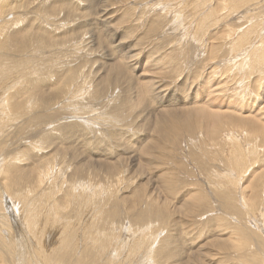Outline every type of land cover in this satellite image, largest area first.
Masks as SVG:
<instances>
[{"label": "bare ground", "instance_id": "6f19581e", "mask_svg": "<svg viewBox=\"0 0 264 264\" xmlns=\"http://www.w3.org/2000/svg\"><path fill=\"white\" fill-rule=\"evenodd\" d=\"M98 2L90 13L89 0L0 1V264H264V175L250 193L223 184L238 185L246 164L264 156V124L249 114L259 91L250 79L257 89L264 79V0H196L202 18L187 58L201 72L191 75L186 61L173 81L183 88L172 91L160 80L141 85L154 59L116 43L104 24L109 6ZM147 5L171 17L164 0ZM218 26L222 35L209 32ZM70 28L73 39L59 32ZM165 36L162 48L172 49L175 36ZM196 76L202 81L184 86ZM180 106L213 130L179 142L178 124L158 127L164 109ZM138 117L145 135L130 128ZM162 136L199 182L196 210L172 197L178 181L163 174ZM216 152L227 168L207 164ZM193 224L196 232L185 230ZM200 235L218 251L203 256L204 246L192 245Z\"/></svg>", "mask_w": 264, "mask_h": 264}, {"label": "rangeland", "instance_id": "374dc122", "mask_svg": "<svg viewBox=\"0 0 264 264\" xmlns=\"http://www.w3.org/2000/svg\"><path fill=\"white\" fill-rule=\"evenodd\" d=\"M95 1H97V2H95ZM104 1L107 4V6H109V8H108L109 11L107 13V16H105L108 18L105 19L106 21L104 24L106 26L112 28L114 31H116V33H118L120 35L117 38L116 43L118 41L123 40V42H125L124 44H122L123 47L125 45L128 47V48H125L126 52H131L132 54H134V53H137V51L139 50L140 52H144L145 54L150 55L151 56L150 60L154 59L153 63H151V65H149L146 68V73L144 74V76L140 79L141 85L144 87V84H143L144 82H146L148 79H154V80H160L161 83L170 86L171 91L174 88H178V87L183 88L182 85H180V86L175 85L173 81L175 79L176 72L181 71V67L186 63V61L187 62L189 61L187 56L190 52V49L193 46V43L190 42L191 35H193V33H194L193 27L196 25L198 20H200L202 18V12H201V9L197 7L196 0H169V1L164 0V2L169 4L168 5L169 7L165 8V9H167L171 15V17L169 16L167 20H164L162 18V16L159 17V14H161V12H158V10L156 11V13L154 12L153 14L150 12L151 13V15H150V13H149L150 9H149V7H147V6H149L147 4H149L150 0H142V1L141 0H139V1L133 0V3H132V0H104ZM140 1L143 3L144 6L142 5V3ZM154 1H156V0H153V2ZM170 1H174V3L170 2ZM89 2L92 3L95 7L93 5H91V8H90L91 10L87 9V12L95 13V11H96V13H99L98 9L100 8V4H101V3H99L100 1L98 2V0H89ZM129 2L131 5L129 4ZM138 2H140V4H137ZM133 5L135 6V9L133 7V10H131ZM96 6H97V8H96ZM260 6H262V7H260ZM260 6L258 7V11H260V13L258 11H256V13L258 12V16H260L257 18V22L259 20V23L262 24V22H264V9H263L264 3H261ZM138 7H140V8L138 9ZM259 8H261V9H259ZM76 11L77 10L73 9V11H72L73 14ZM147 12L149 13V15ZM196 14L197 15L199 14V15L197 16ZM84 15L86 16L85 12H84ZM97 17H99V14L97 15ZM173 17L175 19H173ZM104 18H102V20ZM261 20H262V22H261ZM80 22L84 23L85 20H80ZM168 22L170 23L169 25H167ZM134 23H135V25H134ZM137 23H139V24H137ZM259 23H258V25L262 29H264V27H262L264 25V23L262 25H260ZM163 26H164V28H162ZM165 26H166V28H165ZM86 29L87 28L77 30L76 33L78 34L81 30L84 31ZM101 29H104L102 32H105L104 26H102ZM214 31L215 32L217 31L218 36L223 34L222 33L223 31L222 32H221V30L219 31V26H218L217 30L213 29V28L209 29V32L214 33ZM59 32L65 38H69V39L75 33L71 28H70V30H67V31L60 30ZM165 34L175 36V40L173 41L174 45H173L172 49L166 50V49L162 48V46L165 43H167L171 40V39H167ZM50 35H52V34H50ZM181 35H182V37L180 38V40H181L180 41L179 37ZM158 36H159V38H162L161 41L158 38ZM71 39H73V38H71ZM75 39L81 40L80 35H78V37ZM53 41H56V40L53 39ZM92 49L95 50V51H93L95 54L100 56L101 52H99L100 51L99 46H95ZM169 51H172V52H169ZM181 52L185 53L186 57ZM152 54H154V55H152ZM165 54H167L166 57H164ZM233 56L236 57L235 60H239V58L241 56V52L237 51L233 54ZM160 57H164V59L162 60V58H160ZM98 59H100V58H98ZM158 60H160L158 62V64L154 65V62H156ZM189 64H190L191 75L194 76V75H197L198 72H201V71H199V65L198 64H191V63H189ZM137 75H139V74H137ZM199 77L200 76H196L194 79L189 80L187 82V84L184 86L189 87V85H190V87H191V86L197 85L203 79L202 76L200 78ZM105 80L109 81V82H112L113 80H115L114 73L107 76ZM253 80H254L253 78H252V81L250 79L249 83H251L250 84L251 87L249 89L252 91H256V90H259V91L257 93L258 97L250 96V99L253 97L255 99L256 98L257 99H256V104L253 105V108L249 111V114H251V116L255 117V119H258L260 124H264V114H263L264 110L260 108L264 105V96L262 97V94L264 92V79L261 80V85L258 87V89L256 86L257 84L255 83V81L253 82ZM118 82L121 83V79L119 77H118ZM222 83H221V85H222ZM119 86L122 89L125 88L124 85H119ZM222 86H224V85H222ZM229 87H231V86L229 85ZM235 88L237 90V87H235ZM124 90H126V89H124ZM132 91L133 90H130V91L126 90V92L129 93V97L131 99H133V92ZM229 93H230V91H229ZM174 94H177V90H176V92H174ZM183 95L184 94L182 93V97H183ZM221 99L224 100L222 97H221ZM250 99H249V103H250ZM247 102H248V100H244V103L248 104ZM188 108H191V106H180V108H177L175 111H173L169 115H168L169 109H164V111L162 113H160V115L162 116V121L157 123L158 127H160L164 124H167L169 122H175L176 124H178L180 127V130L176 132V135L174 137H176L179 142H183L184 140H185V142H187L188 139H191L192 137L198 135L199 133L206 134V133H209L213 130L212 127L208 126L209 121L207 120L206 116L201 117V116H199V114H195L193 112L185 113L186 111H188L187 110ZM189 110H194V109H189ZM258 110H260L258 112L259 115H255V114H257ZM229 111L235 112L234 109H230ZM243 112L246 115L247 110H245ZM140 118L141 117L134 119V124H131L130 128L132 129L133 132H138V133L145 135V133L147 131L146 130L147 129L146 128L147 123H141ZM108 131H110V130H108ZM117 133H120V132H117ZM167 139L168 138L166 136H162V137H156L155 141H156V144H160L161 146H164L167 148V151L164 154L166 156L167 160H166V163H165L164 168H163V174H165L166 178H174L178 181L176 191H174V195H172V197L176 199V204L178 206H181L187 202L188 206L192 210H196L197 204L194 201V198H195L194 192L197 189L195 188L194 184L199 183V182L196 179L195 174H191L188 171L190 164L186 163L181 157L174 156L172 149H170V145H169V142L167 141ZM132 140L133 139H131L130 141L132 142ZM143 143L147 144V138L146 137L144 138ZM103 147L104 146H101L100 148H103ZM88 149L92 151L94 149V147L90 145V146H88ZM262 154H264V151ZM190 162L194 163L192 161H190ZM207 164L209 166H213L216 169L227 168V164L224 162V160H223V158L219 152H216V155L213 156L211 159H209ZM228 167H229V165H228ZM242 172L238 175V177H241V180H240V182H238V185H236L235 180H230V181L227 180V182H224L223 184H226V185L231 184L229 186L230 188L232 187L230 190L235 189V188L236 189L239 188V190H240V188H242L249 193L251 192V188L258 190V186H259L258 183L260 182L258 180L260 179V175H264V156H259L258 159L255 160V163L250 165L249 168H248V164H246V168L243 169ZM160 174H162V173L161 172L156 173V175H160ZM98 178H96L97 181H98ZM190 182L192 184L191 186L188 185V183L190 184ZM239 183H240V185H239ZM233 184H234V186H233ZM255 185H257V186H255ZM142 187H144V182L142 184ZM133 198L131 197L130 199L132 200ZM191 220H192V218H191ZM195 225L196 224H193L191 227L189 226L188 228L185 227V230L188 229V232H191V231L196 232V226ZM197 237L198 238H196V240H194L192 242V245H194L195 247H198L200 245L204 246V248L206 250H204L205 252H204L203 256L206 255V251H210V253H214L215 251H218V245H209L208 243L205 242V239L207 237H205L204 235H200ZM253 237H254V239H257V236H253ZM255 243L259 249H262V245L260 242H255ZM206 244L209 245L210 250H208V247L206 246Z\"/></svg>", "mask_w": 264, "mask_h": 264}]
</instances>
